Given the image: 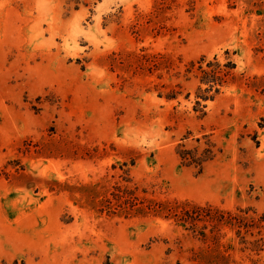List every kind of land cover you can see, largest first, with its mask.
I'll use <instances>...</instances> for the list:
<instances>
[{
    "label": "rangeland",
    "instance_id": "374dc122",
    "mask_svg": "<svg viewBox=\"0 0 264 264\" xmlns=\"http://www.w3.org/2000/svg\"><path fill=\"white\" fill-rule=\"evenodd\" d=\"M0 264H264V0H0Z\"/></svg>",
    "mask_w": 264,
    "mask_h": 264
},
{
    "label": "trees",
    "instance_id": "16d2710c",
    "mask_svg": "<svg viewBox=\"0 0 264 264\" xmlns=\"http://www.w3.org/2000/svg\"><path fill=\"white\" fill-rule=\"evenodd\" d=\"M211 153L212 151L207 149L206 151L202 152V154L197 155V151L195 149H180L179 156L181 158L182 164L186 166H198V170L200 171L202 168V164L213 157V154Z\"/></svg>",
    "mask_w": 264,
    "mask_h": 264
}]
</instances>
